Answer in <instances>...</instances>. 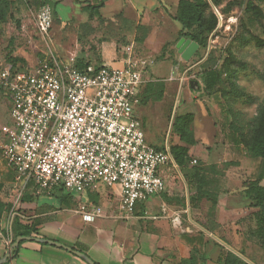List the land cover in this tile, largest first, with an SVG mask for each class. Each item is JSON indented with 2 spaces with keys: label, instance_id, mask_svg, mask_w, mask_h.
I'll use <instances>...</instances> for the list:
<instances>
[{
  "label": "crops",
  "instance_id": "0c3cea01",
  "mask_svg": "<svg viewBox=\"0 0 264 264\" xmlns=\"http://www.w3.org/2000/svg\"><path fill=\"white\" fill-rule=\"evenodd\" d=\"M7 1L11 2L10 11L4 21L0 20V31L9 29L8 37H16L18 41L30 29L29 18L25 16L28 11L18 5V0ZM32 1L37 12L45 3L52 4L54 26L62 29L69 25L64 30V38L70 36L62 43L65 50L64 46L75 52L74 55L97 63L122 65V42L124 50L133 53L136 43L149 48L155 44L160 46L168 33L177 37L181 30L180 23L173 18L176 12L168 9L164 0H105L97 10L90 6L103 0ZM14 12L21 17L16 31L11 15ZM101 28L102 32H99ZM6 35L0 33V45ZM22 52L25 53L16 47L12 55L23 56ZM2 54L0 61L4 59ZM190 113L194 115L192 129L199 142L194 158L205 166L232 161L244 163L245 153L250 154L243 150L246 148L234 133L229 131L227 136L221 133L220 124L209 115L207 108L188 101L184 103L182 114ZM217 142L222 144L219 153L214 149ZM6 172L15 175L11 168ZM166 182L164 191L138 202L134 215L125 221L119 219L120 186L97 187L76 194L59 189L40 192L30 184L25 187L20 206L24 218L17 220L12 232L6 229V213L0 217V259L10 247L4 237L12 233L14 242L17 234L25 229L32 237L54 240L82 252L95 264H227L230 253L240 257L236 252L242 254L245 232L250 226L255 227L258 211L256 207H249L248 201L252 198L247 195L244 184H201L204 195L197 199L200 184H173L169 177ZM261 185L264 186V179ZM164 192L170 197L162 195ZM183 195L187 198L183 199ZM190 197H193L192 205ZM9 201L10 195L6 203ZM96 207L101 208L100 215L91 214ZM174 214L180 215V227L173 224ZM242 255L251 261L247 255ZM3 264L89 263L71 250L36 240H23L17 253Z\"/></svg>",
  "mask_w": 264,
  "mask_h": 264
},
{
  "label": "built area",
  "instance_id": "2783aa9c",
  "mask_svg": "<svg viewBox=\"0 0 264 264\" xmlns=\"http://www.w3.org/2000/svg\"><path fill=\"white\" fill-rule=\"evenodd\" d=\"M54 19L49 4L39 8L35 26L44 48L35 66L18 69L0 61V87L8 88L13 104V123L0 128V159L16 175L6 212L8 232L24 218L20 206L30 184L45 193L76 194L100 182L120 186V217L128 220L138 202L166 189L160 168L177 167L168 143L156 148L146 141L133 109L147 62L133 58L132 50L122 67L81 62L74 54L65 58L53 48ZM101 213L96 207L91 214ZM172 221L180 227L179 214ZM9 235L4 241L11 245Z\"/></svg>",
  "mask_w": 264,
  "mask_h": 264
},
{
  "label": "rangeland",
  "instance_id": "374dc122",
  "mask_svg": "<svg viewBox=\"0 0 264 264\" xmlns=\"http://www.w3.org/2000/svg\"><path fill=\"white\" fill-rule=\"evenodd\" d=\"M18 1V5L28 11L25 16L29 18L30 29L21 35L18 41L16 37H8V34H11L9 29H2L0 33L7 34V37L1 41L0 53H3V60L7 58L21 60L17 63V68L23 69L26 66L36 65L39 49L44 48V45L37 35L34 24L37 15V10L33 6L34 1ZM164 1L168 9L177 12L179 0ZM248 1L258 5L264 13V0H221V4L218 6L220 12L224 11L221 25L209 37L207 46L199 47L188 60L184 59L178 51L179 36H174L172 32L168 33L165 41L160 42L162 43L160 46L155 44L149 48L139 43L135 44L133 58L145 60L147 64L142 70L144 82L137 95L139 102L134 104L133 109L142 123L146 141L149 144L162 148L168 143L171 149L177 145L178 140L174 135V120L175 117L182 115L184 103L186 104L188 101H191L192 105L203 109L207 108L209 115L217 119L221 133L224 135L227 136L230 131L238 139L239 132L248 136L251 134L259 109L264 103V25L260 26L254 17L246 12ZM231 2L232 5L228 6ZM49 5L55 12L52 4ZM11 15L14 23L13 28L16 31L18 29L16 27L21 24V17L18 12ZM54 24L50 32L53 48L58 54L67 58L75 53L66 46H64L65 50L62 45L66 38H64V30L69 25L61 29ZM99 32H102V28L99 29ZM30 36L33 38L31 39ZM253 36L263 43H257ZM69 38L70 36H67L66 39ZM166 41L168 42L165 43ZM16 47L24 51L25 53L22 52V54L25 56L14 57L12 52ZM121 47L124 52L122 53L124 63L108 65L122 67L126 64L129 52L124 50V42ZM228 52H231L242 64L238 62L226 63ZM12 106L11 92L8 88L0 87V128L4 124L13 123ZM219 143L217 142L214 148L218 153L222 150V144ZM243 150L250 154L248 149ZM250 155L245 153L244 163L243 161H232L222 165L205 166L198 159L197 163L189 161L182 169L178 167L171 169L170 166H162L160 169L165 179L167 180L169 177L170 180H173V184H198L201 182L202 184H244V187H247L255 182L257 172L264 164V161L253 159ZM217 157L220 158L221 155ZM9 168L0 159V182L2 183L0 195L4 202L7 201L9 195L11 198L16 183V176L6 172ZM228 169H230V173L227 175ZM226 175L227 177H225ZM98 187L110 188L103 182H100ZM166 194L168 193H162V195L170 197ZM171 198L176 197L171 196ZM182 198L186 199L187 197L183 195ZM248 205L255 207L251 200L248 201ZM119 219L127 220L122 217ZM250 230H252L251 226L245 232L246 242L243 246V253L254 264H264V242L252 236Z\"/></svg>",
  "mask_w": 264,
  "mask_h": 264
},
{
  "label": "trees",
  "instance_id": "16d2710c",
  "mask_svg": "<svg viewBox=\"0 0 264 264\" xmlns=\"http://www.w3.org/2000/svg\"><path fill=\"white\" fill-rule=\"evenodd\" d=\"M105 0L96 6H90V9L97 10L103 6ZM212 3L218 8L221 4V0H179L177 5V12L173 18L178 21L181 25V30L179 31V39L186 38L195 42L199 47H206L208 44L209 37L217 31V26L219 24V18L215 14ZM11 2L7 0L0 1V20L4 21L6 19ZM232 2L228 4L231 6ZM219 10V9H218ZM220 12V10H219ZM222 12V13H221ZM220 13L224 14L222 10ZM246 12L251 14L255 21L263 26L264 23V13L262 9L254 4L252 1H248L246 5ZM257 43H263L257 37L253 36ZM9 57V56H8ZM8 59V60H7ZM6 60L17 65L21 60L10 59ZM85 59H80L83 62ZM226 63L238 62L231 52H228V57L225 60ZM25 65V64H24ZM194 122L193 114H182L175 117L174 120V135L176 136L178 143L171 150V154L178 166V168L186 167V164L190 161L192 162L195 156V146L199 143L195 137L194 131L192 129V123ZM235 129V128H234ZM236 130V129H235ZM238 141L243 144V146L250 151L251 156L264 161V103L261 105L255 126L251 134L245 135L243 133H238ZM210 151L211 147H207ZM197 160V159H196ZM198 162V160H197ZM264 179V164L260 167V171L255 178V182L249 184L246 187L247 195L252 198L253 205L258 208L255 213V227L250 230L252 236L258 240L264 242V186L261 185V181ZM197 186V199H201L204 195L202 191L201 182ZM2 189V183L0 182V192ZM193 197H190V205H192ZM10 208V204L2 200L0 195V217L7 212ZM15 222L12 228H14ZM31 232L28 229L19 232L17 236H30ZM22 243V242H21ZM18 248L14 249L13 256L17 253ZM242 254H244L242 252ZM12 256V257H13ZM227 264H248L242 258L230 255L226 259Z\"/></svg>",
  "mask_w": 264,
  "mask_h": 264
},
{
  "label": "water",
  "instance_id": "95a60500",
  "mask_svg": "<svg viewBox=\"0 0 264 264\" xmlns=\"http://www.w3.org/2000/svg\"><path fill=\"white\" fill-rule=\"evenodd\" d=\"M212 8H213L215 14L219 18V24L217 26V29H218V27L221 25V21L223 20V17H222V14L219 12L218 8L213 3H212ZM177 47H178L179 52L181 53L182 57L184 59H186V60L190 59L194 55V53L198 50V45L195 42L191 41L190 39H186V38H181L179 40V42L177 43ZM191 84L193 85V82H191ZM23 240H36L38 242L47 243V244L54 245V246H59V247L65 248L67 250L73 251L75 254H77L78 256L82 257L89 264H95V262L90 257H88L87 255H85L82 252L73 250L69 246H66V245H64V244H62L60 242L54 241V240H50V239H46V238H37V237H32V236H18L16 238V240L8 248L7 253L5 254V256L2 259H0V264L5 263L9 259L12 258L14 249L18 248L20 243ZM228 247L231 250H233L234 252H236L230 246H228ZM236 253L240 257H242L245 261L249 262L250 264H254L253 262L248 260L246 257H244L241 253H238V252H236Z\"/></svg>",
  "mask_w": 264,
  "mask_h": 264
},
{
  "label": "bare ground",
  "instance_id": "6f19581e",
  "mask_svg": "<svg viewBox=\"0 0 264 264\" xmlns=\"http://www.w3.org/2000/svg\"><path fill=\"white\" fill-rule=\"evenodd\" d=\"M234 20V19H233ZM232 22V21H231Z\"/></svg>",
  "mask_w": 264,
  "mask_h": 264
}]
</instances>
